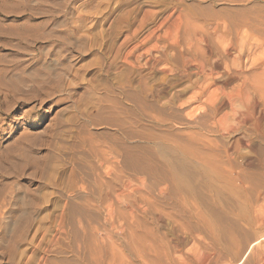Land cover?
Here are the masks:
<instances>
[{"label": "rangeland", "instance_id": "obj_1", "mask_svg": "<svg viewBox=\"0 0 264 264\" xmlns=\"http://www.w3.org/2000/svg\"><path fill=\"white\" fill-rule=\"evenodd\" d=\"M186 22L232 28L244 73L226 91L264 72L248 71L264 0H0V264H264V117L202 129L244 142L213 180L170 149L215 121L188 78L173 83L180 50H206Z\"/></svg>", "mask_w": 264, "mask_h": 264}, {"label": "bare ground", "instance_id": "obj_2", "mask_svg": "<svg viewBox=\"0 0 264 264\" xmlns=\"http://www.w3.org/2000/svg\"><path fill=\"white\" fill-rule=\"evenodd\" d=\"M186 23H187L186 24V27H187L186 33L188 34L189 38L192 37L196 43H198V41L203 40L205 42L204 44H205L206 50H204V49L203 50H191V47L188 48L190 50H180V55H181V58L184 62V65H185V66H183L184 71L181 74H178V78H176L173 83H175L176 81L181 80L185 77L188 78V80L191 81L192 86H195L198 88L197 91L194 90V93L192 92L193 95L191 97H189L190 101H191V99L197 100V99L205 97V99H204L205 100V102H204L205 106L203 107V109L201 107V110L198 112V115H199L198 117H203L200 119L201 120L204 119L205 120V121L203 120L204 122L208 121V117L213 118L215 121H213L214 122L213 130H211L212 128L209 129L208 126H207L208 129H207L205 126L206 123H203V125H201V126H203V127H201V131H194V130L189 131L186 133V138L182 134L183 132L180 133V135L181 134L183 135L182 138L184 140L188 141L187 143H189V142L191 144L193 143V144L197 145L196 147H194L195 145L193 147L190 146L191 144L190 145H182V143H179V140H178V143L176 142V144L174 146H172L170 149L173 151V153H175L179 156L180 155L184 156L187 159H189L190 161L194 162L195 166L200 170L201 175L203 176V179L205 181H209L210 178L212 179V178L218 176V171H216L215 169L219 168V166L221 165V161H222L223 156H226L228 158V162L232 161L231 160V153H229V150L234 145L241 144L243 142V139H242V137H237L234 140V143L232 142V145H231V142H229L230 144H228V142L223 143L222 142L223 140L222 141H216L214 139H210V137H208L203 132L202 129L204 128L205 130H207L209 132L214 131L215 133H218L220 136L222 135V136L230 137V136L234 135L236 132L240 131L242 128L246 127L247 124H249V125L251 124L257 128H260L262 118L264 117V109L261 107L258 108L260 105V100H261L260 96L261 95L259 96V94H257V92H260V91H257L258 89H257L256 85L260 84L259 86H261V88L263 89L264 85L262 87V83L264 84V81H262V83H261L258 80H261L260 77L264 76V74H263L264 72L261 73V71H260L261 74L256 73V74H260L259 76L253 75V77L258 76L259 78L258 77L253 78L252 83L250 81V83L252 85L248 84V80L246 83V78H245V81L243 80V82L241 81V83L237 82L238 84L237 85L235 84L236 86L231 87L230 90L228 89V91H226V89L223 86L224 85L226 86L227 84H230V82H233L235 77L237 75H239L240 73H244V72H242V70H237V69H235L236 67L233 68L231 66V64H229L231 61H229L230 58L228 59V57H230V55H232L233 50H231V49L234 48V44L232 42L233 39H231L230 35H229V31L232 28L230 29V28L224 26L222 29L220 26H215L212 30V36H209V35H211V30L203 29V26L197 25L195 23H189V22H186ZM183 24H185V23H183L181 21L173 23V28L176 32L177 37H176V39H174L175 43H172V44H178L179 33H180L179 29L181 30V27ZM214 37L218 40L220 39V41H218V40L217 41L221 42L224 46V50H221V52H219V50L213 49L212 39H214ZM254 43L255 42H253V44L250 43L249 45H251V47L259 46V45L261 46V43H258V42L256 44H254ZM204 44H202V46ZM249 47L250 46H248V48ZM163 51H166V50H163ZM163 51H160L161 54H163L162 53ZM247 51L249 52V58H250V55L253 54V52H252L253 50H247ZM238 52L239 51H237V53ZM254 53H255V51H254ZM243 54L244 53H242V51H240L237 56L234 55V59H233L234 62L232 61L231 63L233 65H236V63L242 59L243 56L241 57V55H243ZM262 54H264V53H262ZM154 59L158 61V59H160V58L158 56H156ZM227 61H229V63ZM190 62H192V63H190ZM241 62H243V61H241ZM249 64H250V69L248 71H251L252 69H255V68L264 69V67H262V66H264V55H259L257 57L253 56V58L250 59ZM240 65H242V64L240 63ZM190 66L196 68V70H197L196 71L197 77L196 78L194 77V79H192V73L188 70L190 68ZM236 66L239 67L238 64ZM246 67H248L247 64H245V68ZM242 68H244V66ZM217 69H222L223 71H220V72L216 71ZM194 72H195V70H194ZM257 82H260V83L257 84ZM217 83H219L220 86H222V87H218V88L212 90L211 89L212 86L217 84ZM259 90H260V88H259ZM185 102H187V101H185ZM226 108H229V112L228 111L225 112L223 115L224 117L222 116V117L216 119V117L219 114H222V112H224V110ZM257 112L259 115L256 116ZM190 116H192V115H190ZM210 118H209V120H210ZM201 120H200V122H202ZM197 125H199V124H197ZM240 132H242V130ZM184 140H182V141H184ZM184 143H185V141H184ZM224 159H225V157H224ZM247 161H248L247 165L248 164L250 165L251 162L249 160H247ZM208 165H213L214 169L213 168L207 169ZM168 167H170V166H168ZM171 169H172V167H171ZM171 169H169V179H173L175 181H176V179H180V177H179L180 175L177 173V171H174L173 169L172 170ZM223 171H221V172L223 173ZM219 176H220V174H219ZM174 185H175V183H174ZM208 187H210V186H208Z\"/></svg>", "mask_w": 264, "mask_h": 264}]
</instances>
